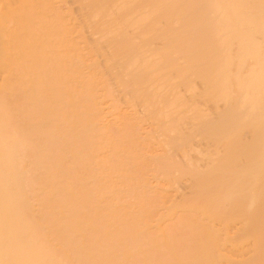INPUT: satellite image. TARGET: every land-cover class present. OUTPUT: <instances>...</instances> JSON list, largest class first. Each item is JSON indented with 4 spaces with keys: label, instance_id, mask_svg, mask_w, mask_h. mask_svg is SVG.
Masks as SVG:
<instances>
[{
    "label": "bare ground",
    "instance_id": "bare-ground-1",
    "mask_svg": "<svg viewBox=\"0 0 264 264\" xmlns=\"http://www.w3.org/2000/svg\"><path fill=\"white\" fill-rule=\"evenodd\" d=\"M0 264H264V0H0Z\"/></svg>",
    "mask_w": 264,
    "mask_h": 264
}]
</instances>
